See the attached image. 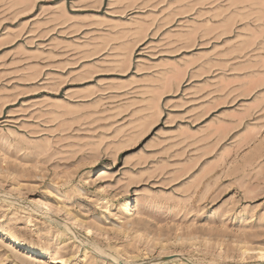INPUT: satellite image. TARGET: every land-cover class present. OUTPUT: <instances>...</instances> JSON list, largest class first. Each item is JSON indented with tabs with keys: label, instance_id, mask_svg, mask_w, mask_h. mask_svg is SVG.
<instances>
[{
	"label": "rangeland",
	"instance_id": "obj_1",
	"mask_svg": "<svg viewBox=\"0 0 264 264\" xmlns=\"http://www.w3.org/2000/svg\"><path fill=\"white\" fill-rule=\"evenodd\" d=\"M261 257L264 0H0V264Z\"/></svg>",
	"mask_w": 264,
	"mask_h": 264
},
{
	"label": "bare ground",
	"instance_id": "obj_2",
	"mask_svg": "<svg viewBox=\"0 0 264 264\" xmlns=\"http://www.w3.org/2000/svg\"><path fill=\"white\" fill-rule=\"evenodd\" d=\"M127 200H128V199H127ZM128 202H129V200H128ZM10 237H11V240L14 242V244H16V245H17V243L20 244L21 241H19V239L16 238V236H15V237L10 236ZM40 253L44 254L45 251H42V250L36 249V254H40ZM62 260H63V258H62Z\"/></svg>",
	"mask_w": 264,
	"mask_h": 264
},
{
	"label": "snow or ice",
	"instance_id": "obj_3",
	"mask_svg": "<svg viewBox=\"0 0 264 264\" xmlns=\"http://www.w3.org/2000/svg\"><path fill=\"white\" fill-rule=\"evenodd\" d=\"M261 259H264V257H261Z\"/></svg>",
	"mask_w": 264,
	"mask_h": 264
}]
</instances>
